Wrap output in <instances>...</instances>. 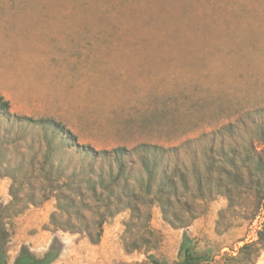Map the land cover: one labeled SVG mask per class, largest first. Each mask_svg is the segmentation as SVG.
Wrapping results in <instances>:
<instances>
[{
  "label": "rangeland",
  "instance_id": "1",
  "mask_svg": "<svg viewBox=\"0 0 264 264\" xmlns=\"http://www.w3.org/2000/svg\"><path fill=\"white\" fill-rule=\"evenodd\" d=\"M0 94L13 113L52 119L98 150L172 148L163 161L190 184L172 208L175 223L188 225L173 226L158 205L143 202L138 217L120 208L107 218L92 243L84 227L52 224L56 199L43 198L36 169L42 132L4 119L0 209L13 184L20 204L5 216L0 264L24 253L46 264H154L150 255L171 263L186 237L211 252L213 261L202 264H264V245L232 258L264 227V171L256 169L259 161L264 167V0H0ZM54 159L61 182L83 162L67 149ZM218 165L246 183L260 180L258 191L237 188ZM141 173L136 164L133 174ZM199 176L209 179L202 193ZM148 215L161 233L149 254ZM88 218L93 226L95 216Z\"/></svg>",
  "mask_w": 264,
  "mask_h": 264
},
{
  "label": "trees",
  "instance_id": "2",
  "mask_svg": "<svg viewBox=\"0 0 264 264\" xmlns=\"http://www.w3.org/2000/svg\"><path fill=\"white\" fill-rule=\"evenodd\" d=\"M4 119L12 128H37L43 134L45 152L42 160L36 161L38 164L36 169L45 184L43 198L54 197L56 199L57 212L52 215L53 225L60 224L63 230H75L77 226L84 227L88 230L89 240L96 244L100 242L107 218L121 209L129 210L132 215L138 217L142 213L141 203L143 202L158 205L162 209L164 219L175 227H184L189 224L183 222L177 225L175 218H178V213L172 211L175 198L180 196L181 185L186 191L190 189L188 177L180 167L176 165L171 169L163 161L164 156L172 148L142 143L131 149L122 146L111 150H98L93 146L79 143L75 134L52 119H34L13 113L9 100L0 94V121ZM260 132L264 142V129L261 128ZM60 149L74 150L83 157L80 167L73 169L63 182H61L62 171L54 159ZM237 160L236 156H231L228 163L235 166ZM136 164L142 171L139 175L133 174ZM256 169L264 171L260 161ZM216 172L230 178L240 189L252 188L256 185L253 189L258 191V184L261 183L260 180L256 184L246 183L239 173L232 171L226 165H218ZM8 175L11 174L8 173ZM12 177L15 182V175L13 174ZM208 180V177L196 178L200 193L206 189ZM10 196L11 200L0 209V239L2 241L0 247L6 243L9 236L5 216L20 204L19 190L14 184L10 188ZM30 203L38 205L35 201ZM90 213L96 218L93 226H90L88 222ZM57 214L63 216V222L59 223ZM149 219L150 215L147 216L144 226L148 237L142 241L143 245L147 246L145 250L147 254L158 247V243H153V237L160 238L161 236L160 231L150 225ZM91 227L96 230L95 234ZM257 235L256 240L242 245L237 254L232 255V258L241 260L244 251H258L264 245V227L258 231ZM198 246L199 243L196 240L186 237L178 260L168 263L154 255H150V258L154 264H202L213 261L211 252H201ZM1 254L0 252V259H2ZM50 255H54L52 251L48 253V256ZM243 258L247 260L250 257L244 256ZM46 263L47 258L37 259L24 253L16 264Z\"/></svg>",
  "mask_w": 264,
  "mask_h": 264
}]
</instances>
